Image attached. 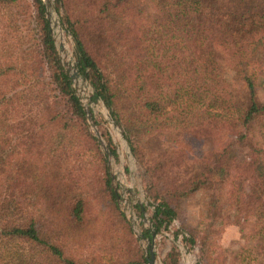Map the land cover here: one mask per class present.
Here are the masks:
<instances>
[{"label": "trees", "instance_id": "trees-1", "mask_svg": "<svg viewBox=\"0 0 264 264\" xmlns=\"http://www.w3.org/2000/svg\"><path fill=\"white\" fill-rule=\"evenodd\" d=\"M54 5L89 100L101 103L143 170L153 232L181 219L179 200L205 192L204 229L183 227L199 263L220 258L213 223L229 203L244 233L229 264H264V0ZM152 138L161 149L153 156ZM176 261L170 250L163 264ZM0 264H147L42 0H0Z\"/></svg>", "mask_w": 264, "mask_h": 264}, {"label": "rangeland", "instance_id": "rangeland-1", "mask_svg": "<svg viewBox=\"0 0 264 264\" xmlns=\"http://www.w3.org/2000/svg\"><path fill=\"white\" fill-rule=\"evenodd\" d=\"M44 2L47 6L48 18L58 57L62 63L73 66L71 38L60 23L54 0H44ZM73 85L76 95L83 104L87 105L91 117L93 116L97 122L98 126L94 125V129L98 133L103 145L105 146L101 133L105 131L115 148L116 159L107 156L111 185L117 194L118 209L126 218L133 237L137 239L141 252L147 258V264L149 262L147 252L149 244L153 256L151 264H163L164 260H166V254L170 250H174L177 254L176 264H200L197 243L189 245L184 241L185 231H183V227L185 230L192 228L199 230V232L204 229L208 222V215L205 212L206 193L198 192L191 197L179 200L178 208L180 209V216L182 214L181 219L179 217L173 219L165 230L162 228L159 233H154L151 239L143 238L141 236L143 229L152 230L150 218L153 208V203L144 190L145 176L142 174L143 170L133 158L119 129L112 121L108 120V113L101 103L88 102L91 94L88 85L82 82L81 78H76ZM257 92L258 98L264 100V88L262 85L257 87ZM91 133L93 134L92 130ZM147 146L152 156L161 151L160 145L155 141V138L148 140ZM191 148L194 152L199 153L200 149L205 147L203 141L201 142L196 139L191 141ZM100 149L103 151L101 146ZM238 150L241 156L245 153V150L241 147ZM195 159L193 154H191L186 163L190 160L193 162ZM179 166H175L174 168L178 169ZM135 206L139 207L140 213H138V209ZM238 211V207H233L228 203L223 204L222 209L215 215L213 243L215 251L219 252L217 256H220V258L216 259L213 264H229L230 254L228 253L237 250L244 243V233L240 231V227L234 222ZM215 255H211L213 260L217 258Z\"/></svg>", "mask_w": 264, "mask_h": 264}, {"label": "water", "instance_id": "water-1", "mask_svg": "<svg viewBox=\"0 0 264 264\" xmlns=\"http://www.w3.org/2000/svg\"><path fill=\"white\" fill-rule=\"evenodd\" d=\"M42 2H43V4H44V6H45L46 17H47V19H48V21H49V18H48V15H49V14H48V12H47V6H46L44 0H42ZM49 24H50V22H49ZM50 29H51V27H50ZM51 33H52V30H51ZM52 37H53V35H52ZM53 40H54V38H53ZM54 44H55V41H54ZM55 47H56V46H55ZM61 63H62V62H61ZM62 65H63V67L65 68L66 72L68 73L69 78H70L72 84H74V81H75L76 78H81L82 82H85V83L87 84V82L85 81L84 78L78 76V74L76 73V71H75V69L73 68V66L68 65L67 63H62ZM87 85H88V84H87ZM88 87H89V86H88ZM73 88H74V85H73ZM89 89H90V87H89ZM74 90H75V88H74ZM75 93H76V90H75ZM90 93H91V89H90ZM77 97H78V96H77ZM78 99H79V97H78ZM79 101H80V99H79ZM80 102H81V101H80ZM88 102H91V101L88 99ZM81 105H82L83 111H84V113H85V118H86V121H87V124H88L89 128L92 130V132H93V134H94V136H95V138H96V141H97L98 144L101 146V148L103 149L104 153L109 157L110 155L108 154L107 148L103 145V143H102V141H101V139H100L98 133H97L96 130L94 129V124H93V121H92V117H91V115H90V113H89V110L87 109V105H86V104H83L82 102H81ZM108 120L111 122V119L109 118V115H108ZM153 236H154V232H153L152 230H150V239H151ZM140 237H141V236H140ZM147 252H148V257H149V262H148V264H151V262H152V260H153V256H152V253H151V246H150V244H149L148 247H147Z\"/></svg>", "mask_w": 264, "mask_h": 264}]
</instances>
